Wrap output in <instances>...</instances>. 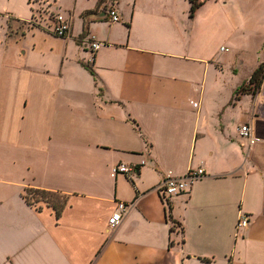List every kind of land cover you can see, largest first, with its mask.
<instances>
[{
  "label": "crops",
  "instance_id": "crops-1",
  "mask_svg": "<svg viewBox=\"0 0 264 264\" xmlns=\"http://www.w3.org/2000/svg\"><path fill=\"white\" fill-rule=\"evenodd\" d=\"M190 2L0 0V264H264V79L235 98L257 67L237 68L247 10ZM28 187L66 194L60 216Z\"/></svg>",
  "mask_w": 264,
  "mask_h": 264
},
{
  "label": "built area",
  "instance_id": "built-area-1",
  "mask_svg": "<svg viewBox=\"0 0 264 264\" xmlns=\"http://www.w3.org/2000/svg\"><path fill=\"white\" fill-rule=\"evenodd\" d=\"M107 13L111 21L115 22L119 20V14L113 6H108ZM53 19V29H51L52 33L55 34L57 37L66 36L68 34V30L70 29L68 20L60 13H56ZM87 42L90 45L89 47L92 51L97 49L98 46H100L101 44V42L97 41L93 36H90L87 39ZM222 49L227 48L222 47ZM193 105H196V103L193 102ZM238 130L242 136L252 141L250 132L251 128L249 125L242 124ZM142 162L143 161H141V163ZM113 170L115 171V173L129 174L130 172L134 171V167H131V165L120 163L114 166ZM204 174L205 172L202 168H190L183 176L166 174L159 184V191L162 197L170 196L176 193L179 194L181 192L187 191L191 186L192 181L203 176ZM128 205H130L128 202H118L115 210L112 212V214L107 220L109 226L114 227L120 222V220H122L123 215L127 211ZM249 221L250 219L247 214H239V217L237 218V221L234 224L235 233L237 234V232L244 229L247 224H249Z\"/></svg>",
  "mask_w": 264,
  "mask_h": 264
},
{
  "label": "rangeland",
  "instance_id": "rangeland-1",
  "mask_svg": "<svg viewBox=\"0 0 264 264\" xmlns=\"http://www.w3.org/2000/svg\"><path fill=\"white\" fill-rule=\"evenodd\" d=\"M215 1L221 2L224 0ZM227 1H231L232 4L235 3L238 7L244 6L247 10V19L242 20V22L241 20H239V17H237L236 19V21H240L241 27H244V35L239 36L241 37V40H239L238 42L241 44V48L243 49V63H237V68H239V70L243 72V70L246 71V69L253 65L256 61L258 66V60L260 59L262 61L264 59V0ZM213 3L214 2H210V4H207V8L203 11V16L212 15L211 10ZM213 16L218 17V15L216 16L215 14ZM236 21L235 18H231L230 24L233 22L235 23ZM234 27L235 25L233 26V28ZM239 33L240 31L239 29H237V34L239 35ZM218 41L216 39H213L212 45L214 49H219L220 45L222 44L230 45L229 42Z\"/></svg>",
  "mask_w": 264,
  "mask_h": 264
},
{
  "label": "trees",
  "instance_id": "trees-1",
  "mask_svg": "<svg viewBox=\"0 0 264 264\" xmlns=\"http://www.w3.org/2000/svg\"><path fill=\"white\" fill-rule=\"evenodd\" d=\"M190 16L194 15V12L198 6H200L204 0H190ZM264 79V59L258 64L257 67L252 71L247 84L244 82L236 89L235 98L238 97L239 92L256 90L259 88L260 83ZM251 85L252 89L249 88ZM24 197L28 204H33L34 202L43 201L45 204L50 205L51 208L55 211L57 217L60 216L61 211L67 202V195L58 192L51 191V189L28 187L25 188Z\"/></svg>",
  "mask_w": 264,
  "mask_h": 264
}]
</instances>
